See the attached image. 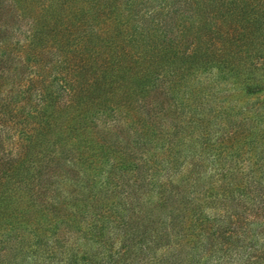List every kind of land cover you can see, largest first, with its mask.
<instances>
[{
  "label": "rangeland",
  "instance_id": "obj_1",
  "mask_svg": "<svg viewBox=\"0 0 264 264\" xmlns=\"http://www.w3.org/2000/svg\"><path fill=\"white\" fill-rule=\"evenodd\" d=\"M212 76L176 100L87 103L9 187L0 264H264V91Z\"/></svg>",
  "mask_w": 264,
  "mask_h": 264
},
{
  "label": "trees",
  "instance_id": "obj_2",
  "mask_svg": "<svg viewBox=\"0 0 264 264\" xmlns=\"http://www.w3.org/2000/svg\"><path fill=\"white\" fill-rule=\"evenodd\" d=\"M198 73L264 91V0H0V208L91 100H176Z\"/></svg>",
  "mask_w": 264,
  "mask_h": 264
}]
</instances>
